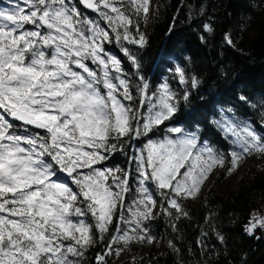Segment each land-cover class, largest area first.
Returning a JSON list of instances; mask_svg holds the SVG:
<instances>
[{
    "label": "snow or ice",
    "instance_id": "6c2138e0",
    "mask_svg": "<svg viewBox=\"0 0 264 264\" xmlns=\"http://www.w3.org/2000/svg\"><path fill=\"white\" fill-rule=\"evenodd\" d=\"M158 7L0 0V264H84L100 245L94 262L109 264L134 243L152 244L161 216L179 234L185 202L200 198L214 169L264 161V93L254 102L240 91V107L217 105L210 137L180 115L200 94L191 56L164 65L168 75H146L141 23ZM223 44L236 47L231 31ZM244 105L259 106V126ZM117 155L123 161L113 163ZM244 232L264 239V213L253 212ZM206 235L202 228L201 249Z\"/></svg>",
    "mask_w": 264,
    "mask_h": 264
},
{
    "label": "trees",
    "instance_id": "16d2710c",
    "mask_svg": "<svg viewBox=\"0 0 264 264\" xmlns=\"http://www.w3.org/2000/svg\"><path fill=\"white\" fill-rule=\"evenodd\" d=\"M157 5L158 10L147 25L141 23V29L149 36L144 53L145 73L168 75L164 65L173 61L184 63V57L191 56L193 70L202 80L200 94L193 93L186 108L181 105L180 115L188 121H199L202 133L211 137L215 129L210 120L217 105L236 101L240 107V91L254 102L264 93V0H156L153 8ZM205 21L214 25V33L202 32ZM228 31L236 41L235 48L223 44V34ZM202 34L207 44L201 42ZM240 110L259 126V106L253 110L244 105ZM122 161L123 157L117 155L113 163ZM255 177V171L249 167L235 191L229 194L218 190V182L223 178L216 180L199 205L185 202L189 217L178 222L179 234L161 216L152 222L156 235L152 244L134 243L131 251H123L118 257L113 253L109 264H132L133 256L136 264H241V257L245 264H264V239H253L244 232L253 212L261 210L256 198L263 195L264 182L256 181L257 197L237 203L238 193ZM210 213L211 219L206 222ZM202 228L207 229V249L196 243ZM216 232L224 237V244L218 241ZM169 240L176 244L179 253L169 247ZM103 250V245L90 249L84 264H95V253Z\"/></svg>",
    "mask_w": 264,
    "mask_h": 264
},
{
    "label": "rangeland",
    "instance_id": "374dc122",
    "mask_svg": "<svg viewBox=\"0 0 264 264\" xmlns=\"http://www.w3.org/2000/svg\"><path fill=\"white\" fill-rule=\"evenodd\" d=\"M156 0H151L152 7L154 6ZM249 167H252L255 171V181H251L250 184L245 186L237 195V203H242L244 201H247L248 199H251L256 195V197L259 195V187H257L255 184L256 181L264 182V161L258 160L255 157L248 158L244 160L240 166L234 170L231 173L223 172L224 169H214L212 173H210L209 179L206 181L204 186V191L200 194V198L196 200H188L187 203L199 205L201 200L203 199V196L205 192L208 190V188L216 182V180H219L220 178H223L222 182H218V190L223 194H229L233 193L239 184L240 179L244 176L246 171L249 169ZM225 174V175H224ZM259 199V202L261 203V210L259 213H264V193L261 197L256 198ZM122 253V252H121Z\"/></svg>",
    "mask_w": 264,
    "mask_h": 264
}]
</instances>
